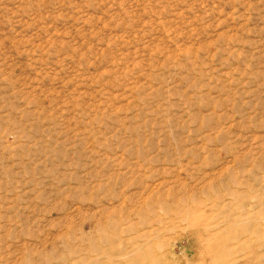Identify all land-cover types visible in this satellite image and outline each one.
Instances as JSON below:
<instances>
[{
	"label": "rangeland",
	"instance_id": "rangeland-1",
	"mask_svg": "<svg viewBox=\"0 0 264 264\" xmlns=\"http://www.w3.org/2000/svg\"><path fill=\"white\" fill-rule=\"evenodd\" d=\"M0 264H264V0H0Z\"/></svg>",
	"mask_w": 264,
	"mask_h": 264
}]
</instances>
